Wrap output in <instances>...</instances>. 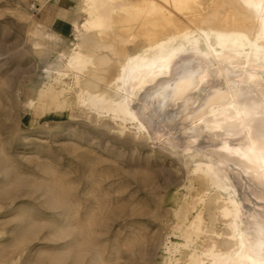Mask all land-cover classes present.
<instances>
[{
	"label": "rangeland",
	"instance_id": "374dc122",
	"mask_svg": "<svg viewBox=\"0 0 264 264\" xmlns=\"http://www.w3.org/2000/svg\"><path fill=\"white\" fill-rule=\"evenodd\" d=\"M49 1L58 3L0 0V264H199L198 258L210 264L211 258L200 257L196 249L209 247V236H228L225 202L213 183L204 191L193 182L196 162L189 153L221 169L240 202L245 226L264 223L262 175L221 149L226 141L240 147L251 144V137L263 142L264 114L257 110L237 133L204 127L220 105L213 100L205 106L212 104L213 87L230 90L217 76L189 91L188 100H159L163 97L155 98L153 86L148 87L134 104L141 131L100 116L77 93L83 70L63 67L59 52L72 48L75 36L56 38L43 22ZM73 1L84 20V0ZM155 1L159 8L144 0H95L99 15L104 14L95 24L104 25L105 35L113 25L125 33L145 32L144 43L158 26L175 31L174 21H186L200 6L198 0ZM179 56L176 75L216 68H206L208 61L192 52ZM234 61L223 65L240 69ZM63 68L67 72L60 81L57 70ZM248 90L261 100L259 91ZM201 107L208 110L203 114ZM199 215L203 228L191 242L183 224Z\"/></svg>",
	"mask_w": 264,
	"mask_h": 264
},
{
	"label": "bare ground",
	"instance_id": "6f19581e",
	"mask_svg": "<svg viewBox=\"0 0 264 264\" xmlns=\"http://www.w3.org/2000/svg\"><path fill=\"white\" fill-rule=\"evenodd\" d=\"M94 2L95 0H84V9L88 16L80 25L79 42L70 55L62 54L60 57L66 61L63 67L78 66L83 70L84 78L79 82L77 93L82 102L90 103L91 109L100 116H109L120 121L121 127L131 123L141 131L144 125L135 111L134 104L148 87L153 86L155 98L163 97L159 100H165L167 97L170 99L169 96L188 100L186 97L189 91L197 89L201 83L209 82L211 77L217 76L229 83L230 90L228 89L229 93L226 91L223 93L218 89V84L217 88L214 86V89H210L214 94L212 96L210 93L211 97L207 98L212 100L208 102L220 100V103L213 101L220 105L211 110L209 118L203 122L204 127L237 133L240 127L249 123L257 110L264 114V79L261 77L262 72L264 73V0H198L200 6L193 9L186 21L181 20L183 17L174 23L171 22L173 20L170 21L176 26L175 31L168 32L167 25L166 31L158 26V30L153 29V34L144 43H141V35L149 36L145 32L140 34L129 30L125 33L123 30L120 31L121 28L118 30L115 25L110 28L112 31L105 35L104 25L95 24L104 14L99 15ZM144 2L159 6L155 0ZM132 46H135V49H130ZM184 52L201 55L208 61L206 68H210V65H215L216 68L211 70V73L202 69L198 72L190 68L185 73L176 75L173 73V67L177 62L175 60ZM227 59H234L233 63L239 64L241 68H233L234 65L230 62L223 65ZM112 69L113 77L109 79ZM66 72L64 68L58 69L56 78L64 80ZM248 89L260 92L261 100L250 96ZM226 96L229 99H225ZM260 97L258 95L257 98ZM206 103L205 106L214 104ZM204 110H208V107ZM204 110H201L203 114ZM250 139L251 144L247 147L234 146L226 141L221 149L228 157L238 159L243 165L264 176V140L258 144L256 138ZM187 158L196 162L193 182L201 190L206 189L210 183L214 184L216 194L225 202L223 208L219 209L224 213L223 217L228 218L226 233L228 236L223 239H219L220 237L213 239L209 236L206 240H212L211 244L209 243V247L206 248L198 246L196 249L198 255L211 258L210 264H264V223L253 222L250 228L247 225L246 227L240 202L234 196L230 184L224 179L221 169L198 153H189ZM262 176L260 178L264 179ZM183 225V228L190 229L189 232H184L189 241H195L198 237L196 232L203 228L202 215L190 225L187 222ZM205 260L198 258L196 261L200 262L199 264H207Z\"/></svg>",
	"mask_w": 264,
	"mask_h": 264
},
{
	"label": "crops",
	"instance_id": "0c3cea01",
	"mask_svg": "<svg viewBox=\"0 0 264 264\" xmlns=\"http://www.w3.org/2000/svg\"><path fill=\"white\" fill-rule=\"evenodd\" d=\"M79 10V3L73 0H58V3L49 1L44 5L42 18L50 34L59 39H70L75 36L72 48L59 54L70 55L77 46L75 42L77 37L80 39V25L83 22Z\"/></svg>",
	"mask_w": 264,
	"mask_h": 264
}]
</instances>
